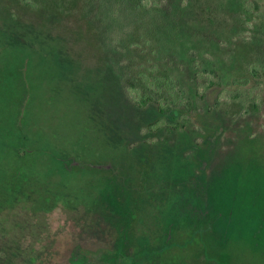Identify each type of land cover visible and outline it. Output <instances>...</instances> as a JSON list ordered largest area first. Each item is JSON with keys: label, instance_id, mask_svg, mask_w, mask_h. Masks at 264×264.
Returning <instances> with one entry per match:
<instances>
[{"label": "rangeland", "instance_id": "obj_1", "mask_svg": "<svg viewBox=\"0 0 264 264\" xmlns=\"http://www.w3.org/2000/svg\"><path fill=\"white\" fill-rule=\"evenodd\" d=\"M206 1L201 16L193 8L181 15L186 41L161 35V57L191 101L193 124L166 155L161 137L143 142L124 102L126 59L111 42L131 23L115 22L101 42L93 29L80 34L86 23L79 13L49 23L17 0H0V189L22 185L32 194L26 209L0 220V240L12 254L19 246L20 260L194 264L204 255L222 264H264V0ZM101 17L103 28L111 18ZM188 52L215 70L221 85L204 91L209 75L192 78ZM254 60L257 79L235 90L234 80L243 81ZM218 100L230 111L242 100L243 115L215 110ZM143 251L151 254H136Z\"/></svg>", "mask_w": 264, "mask_h": 264}, {"label": "trees", "instance_id": "obj_2", "mask_svg": "<svg viewBox=\"0 0 264 264\" xmlns=\"http://www.w3.org/2000/svg\"><path fill=\"white\" fill-rule=\"evenodd\" d=\"M182 1L174 0L172 1L174 3L172 6L165 7L153 0H17L25 10L41 15V18L47 20L49 23H60L65 18H70L79 13L80 19L86 23L84 29L81 27L82 31L80 34L84 35L85 29H88V32L93 29L96 33L95 37L99 35L101 42L104 38V35H101V33L106 34L111 31L115 22L118 23V26H120L124 19L128 24L131 23L127 31L123 29L121 36L116 37L111 42L114 49L117 52L120 49L126 59V62L122 64L120 72L124 79L125 88L122 82L119 79L117 80L121 89L124 88V102L128 103L132 109L138 135L148 146L155 145L157 137L164 139V153L166 155L174 153L173 147L169 148L171 146L169 143L172 142L173 138L184 129L192 127L193 124L191 119V101L187 98L185 90L180 86L178 78L173 72L169 71L163 57H161L163 55L161 51V35L166 34L164 37L167 40L164 39V41L172 42V44H178L183 38L186 41V32L188 31L185 30L184 35L181 15L185 10L193 8L201 16L207 12L204 6H210V1L193 0V2L189 0L188 4L183 7ZM107 15L111 18L109 22H105L103 28L98 27L97 22L103 18L101 16L106 17ZM117 15L119 16L118 19ZM11 16L15 17L14 14H11ZM159 20L166 22V26H164L161 34ZM243 24L246 25L247 23L244 22ZM102 45L104 44L102 43ZM115 50L109 52V60L110 53L115 57V61L117 60L119 53ZM184 53L185 50L181 53V57L185 60ZM186 55V60H189L190 57L191 67L188 68V72H191L192 78L196 82L200 75L199 72L202 74L208 73L207 75H209L210 80L205 86L204 91L221 85L222 81L215 70L204 68V66L201 68L202 66L197 65V61L194 60L195 56L191 52L186 53ZM173 57L176 56L174 55ZM104 59L108 60L105 56ZM173 61H176V58H173ZM258 63L254 60L247 65V75L243 78V81L239 79L234 80L232 85L235 90H238L242 85H249V83L257 79L258 74L261 72H258L260 66ZM114 76L112 78H115ZM239 94L233 97L236 99L240 98ZM227 104V101L220 103V100H218L214 109L217 111L221 109L226 115L232 114V117L237 114L243 115V107L245 105L242 100L232 103L233 107H236L235 111L233 109H231L232 111L228 110ZM253 106L256 107V104H253ZM105 128L116 140H122L114 128H111L109 125H105ZM190 152L192 153V151ZM178 195H176L178 196V200L176 202L173 201L175 206H181L183 202L182 197L184 195H181V193ZM31 197V192H28L27 188L22 185L14 186L10 184L6 186L5 190L0 189V220L5 215L12 216L17 211L26 209L29 206ZM44 199L45 201H50L48 196L41 195V202ZM135 207L134 203H130L128 211H126L131 216L128 225L125 220V227L127 226L129 231H131L133 219L136 218ZM111 209L114 214H118L115 204H112ZM123 218L125 219V217ZM175 220V222H179L178 219ZM123 231L133 234V232H127L126 228ZM4 235L6 236V232H4ZM0 239H3L1 233ZM9 246L8 242L1 241L0 264H30L34 261L32 256L20 260L21 251L19 246L17 253L13 254L10 252ZM136 254L145 257L151 253L143 251ZM197 260L194 264H222L215 261L212 257H205L204 255L203 257H198Z\"/></svg>", "mask_w": 264, "mask_h": 264}]
</instances>
